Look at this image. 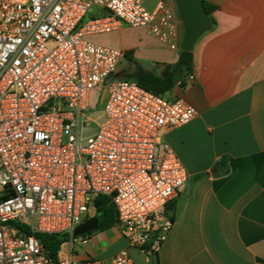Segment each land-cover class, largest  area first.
<instances>
[{"label": "built area", "instance_id": "1", "mask_svg": "<svg viewBox=\"0 0 264 264\" xmlns=\"http://www.w3.org/2000/svg\"><path fill=\"white\" fill-rule=\"evenodd\" d=\"M180 22L168 0H0V264H136L129 248L159 264L173 225L163 209L188 177L163 130L198 112L121 78L125 52L88 37L125 23L178 48ZM103 88L93 119L90 95ZM92 121L96 131L84 136ZM97 193L112 196L129 248L108 260L49 256L35 233L73 243Z\"/></svg>", "mask_w": 264, "mask_h": 264}, {"label": "crops", "instance_id": "2", "mask_svg": "<svg viewBox=\"0 0 264 264\" xmlns=\"http://www.w3.org/2000/svg\"><path fill=\"white\" fill-rule=\"evenodd\" d=\"M205 1L214 6L213 24L192 50L195 77L165 94L184 98L198 114L163 130L188 177L163 209L173 225L158 263L264 264V0ZM183 34L181 20L172 48L146 29L122 50L162 74L178 61ZM88 235V243L77 236L63 243L58 257L108 260L129 248L116 224ZM129 251L136 264H150Z\"/></svg>", "mask_w": 264, "mask_h": 264}, {"label": "trees", "instance_id": "3", "mask_svg": "<svg viewBox=\"0 0 264 264\" xmlns=\"http://www.w3.org/2000/svg\"><path fill=\"white\" fill-rule=\"evenodd\" d=\"M206 12L211 16L214 6L203 0ZM128 61L134 62L133 66L130 62L128 66L118 75L121 78L138 82L144 88L157 94H166L170 91L178 80L185 78L190 73L193 65V52L181 50L178 61L173 65L172 70L167 76H163L154 70H147L143 64L132 60L131 52L125 53ZM91 207L94 209V216L98 218V229L105 230L112 227L117 221V210L113 202L112 196L106 193H97L92 197ZM29 227L22 223V234H27ZM89 232L87 234H91ZM35 235L42 242L45 252L53 258L58 257V253L68 238L69 234H57L36 232Z\"/></svg>", "mask_w": 264, "mask_h": 264}, {"label": "water", "instance_id": "4", "mask_svg": "<svg viewBox=\"0 0 264 264\" xmlns=\"http://www.w3.org/2000/svg\"><path fill=\"white\" fill-rule=\"evenodd\" d=\"M174 5L184 25V34L181 41V50L192 51L197 39L213 24L212 17L206 12L203 0H173ZM143 67L152 70L153 66L144 63ZM171 65L168 64L162 72L163 76H167ZM118 77V76H116ZM98 218L91 216L85 219L74 229V236H81L98 229Z\"/></svg>", "mask_w": 264, "mask_h": 264}, {"label": "rangeland", "instance_id": "5", "mask_svg": "<svg viewBox=\"0 0 264 264\" xmlns=\"http://www.w3.org/2000/svg\"><path fill=\"white\" fill-rule=\"evenodd\" d=\"M145 31H146L145 27L131 26L123 23L121 26L111 31L90 35L88 39L92 40L93 42L111 48L125 49L126 47L132 45L133 43H137V41L140 39L139 38L140 35ZM129 62L130 61L124 58L118 67V73H121L128 66ZM130 63L133 66L135 65L134 62H130ZM107 99H108V94L105 88L101 90L94 89L91 92L90 95L91 109L88 111V113L92 114L93 119H97L98 116L101 114L107 102ZM99 120L101 121L102 118H100ZM96 129H97V123L95 121H92L90 126L86 127L83 130V135L87 136L93 133L94 131H96ZM93 212L94 209L92 208V213Z\"/></svg>", "mask_w": 264, "mask_h": 264}]
</instances>
